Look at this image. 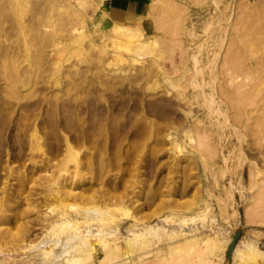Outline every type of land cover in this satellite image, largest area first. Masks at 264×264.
<instances>
[{
    "label": "rangeland",
    "instance_id": "374dc122",
    "mask_svg": "<svg viewBox=\"0 0 264 264\" xmlns=\"http://www.w3.org/2000/svg\"><path fill=\"white\" fill-rule=\"evenodd\" d=\"M148 2L127 42L105 0H0V261L54 264L49 245L37 249L49 232H95L105 216L119 236L75 264H126L127 252L132 264L147 253V264H231L239 230L241 250L264 252L248 212L264 201V131L249 132L221 93L264 113V0ZM210 93L227 115L208 108ZM98 209L97 226L86 211ZM62 215L75 230L48 232ZM141 222L160 238L128 243ZM21 226L32 250L5 235Z\"/></svg>",
    "mask_w": 264,
    "mask_h": 264
},
{
    "label": "bare ground",
    "instance_id": "6f19581e",
    "mask_svg": "<svg viewBox=\"0 0 264 264\" xmlns=\"http://www.w3.org/2000/svg\"><path fill=\"white\" fill-rule=\"evenodd\" d=\"M108 4V8H110V6H113V15L116 17V20H114V23L116 24L115 25V28L113 29L112 33H113V36L117 39H122V40H125L127 42H131L132 39L136 36L137 32L135 31L134 29V25L135 24H132V22H136L138 20V17L140 12L143 11V9L145 8V6L149 5V0H105ZM155 5V4H154ZM154 5H151L152 7V10H158L159 9V5L157 6H154ZM167 6V5H166ZM165 6V7H166ZM170 6V4H169ZM166 9H169V7H167ZM163 10V9H162ZM178 12V11H176ZM111 16H112V11H111ZM109 14V15H110ZM177 14V13H176ZM128 18V20H126V18ZM161 18V17H160ZM115 19V18H113ZM125 19V20H124ZM177 20V19H176ZM179 20V18H178ZM180 21H178L177 23L179 24ZM137 23V22H136ZM142 32V31H141ZM143 33V32H142ZM123 41V43H127ZM236 43V42H235ZM128 44V43H127ZM127 44H125L124 46H126ZM232 44V43H231ZM233 45H235L233 43ZM233 45L231 47V51L230 50H227L228 51V54L231 53V55H233L232 53L234 52V55L235 54H238L237 49L238 47H236V51L234 50L233 48ZM120 47V46H119ZM123 47V44L120 48ZM200 47H201V44H200ZM123 48H127L126 47H123ZM119 49V48H118ZM227 54V55H228ZM226 56V55H225ZM196 56H194L193 58H195ZM231 58V57H230ZM229 58V59H230ZM233 58V57H232ZM239 58V57H238ZM226 60V59H224ZM235 61V58L233 59ZM261 60V59H260ZM259 60V61H260ZM195 61H196V58H195ZM229 60H227V63H228ZM233 62V61H232ZM226 63V62H225ZM226 63V64H227ZM230 63H231V59H230ZM229 63V64H230ZM234 63V62H233ZM260 63V62H259ZM228 66V64H227ZM233 66V64H232ZM229 68H232L231 65H229ZM228 68V69H229ZM230 70V69H229ZM238 85V84H237ZM242 86L241 85H238L236 87V89L234 91L237 90V92L240 93V91L242 90ZM243 91V90H242ZM214 93V92H213ZM221 93L225 96V99H227V102L224 101V99L222 100L223 102H225L227 105H229V103L231 104L230 108L231 109H235V114L233 117H238L239 121L242 120L241 123L244 124V126L246 127V129L251 132V133H255L258 129L259 130H263L264 131V113L262 112V114H257L256 116L254 117H251V111H244L243 109L239 108L240 106V103H244V98L243 96H239V97H233L230 93H227V91L224 89L221 91ZM235 93V92H234ZM251 93L252 91L250 90L248 95L245 97V99H250V96H251ZM238 94V93H237ZM222 95V96H223ZM235 96V95H234ZM238 96V95H237ZM207 99H206V105L208 106V108L210 110H213L214 112H218L219 114L221 113H224V115H227L225 112L222 111V106L220 105L219 103V100L216 99L215 97V94H211L209 96H206ZM239 98V99H238ZM209 110V111H210ZM211 111V112H213ZM210 112V114H211ZM213 112V113H214ZM215 112V113H216ZM246 117V119L244 120V117ZM229 117V116H228ZM254 128H257L254 130ZM260 133V132H259ZM204 144V143H203ZM211 148V147H209ZM208 149V148H207ZM209 150V149H208ZM207 150V151H208ZM210 151H213V150H210ZM208 151V152H210ZM254 172H251V177L254 176L253 175ZM258 182L253 179H251V186H256ZM259 184V183H258ZM257 187H259L258 191L256 192L257 193V197H259V200H262L260 199V197H264V190L261 189L260 186L257 185ZM106 210V209H105ZM104 210V211H105ZM100 213L101 209H98V210H95L94 212L92 210L90 211H86V215L87 217L90 216L89 219H91V222L94 221L92 220L94 218V213L96 215V212ZM247 211L246 210V214H247ZM102 212V211H101ZM107 212V210H106ZM249 212V216L250 218H254V219H257L259 222L263 223L264 225V201H261V204H258L257 208H253L252 210L248 211ZM103 213V212H102ZM111 213V212H110ZM107 214V215H110ZM114 213V212H113ZM112 213V215H114ZM101 214V213H100ZM105 214V213H104ZM102 215V214H101ZM111 215V216H112ZM98 216V215H97ZM100 216V215H99ZM105 216V215H104ZM110 216V217H111ZM165 216V215H164ZM167 216V215H166ZM86 217V218H87ZM100 217H103L100 216ZM106 217V216H105ZM105 217H103L102 220L99 219V222L100 223H97L99 226H101L102 228L104 227V224H107L109 223L107 220V223L103 222L104 224H102V221L104 220L105 221ZM109 217V216H108ZM161 217V216H160ZM99 218V217H98ZM3 220H8V217L7 216H4V218H2ZM167 217L165 218H162L161 220H166ZM169 220V219H168ZM83 222V221H82ZM90 222V221H89ZM98 222V220H97ZM93 224H96V222H92ZM120 223V222H119ZM89 224V223H88ZM96 224V225H97ZM72 225L74 226V229L72 227ZM97 225V226H98ZM103 225V226H102ZM70 226L71 229L75 230V223L73 221H71L67 216L64 217L62 215L61 218L55 220V221H52L49 225H48V232L50 230H56L55 228H63V229H69L68 227ZM121 226V224H119L115 229H108V230H105L106 228H101L99 227H96L97 228V231H92V229H89L87 231L86 234H81L80 230H77L76 233L74 232L73 234L70 232L69 235H65V234H68L69 230H67V233H64L65 237L62 236L61 234L60 235H54L52 237V233L54 232H49V235L51 236V238L47 239L48 237H46V239L43 241L42 239L40 241H43V243L39 246V248L37 249H40V252H42V254H45L46 255V252L47 254H51L53 259H51V263H57L59 260L63 263L65 262L66 264H75L77 263L78 261H80L81 259H84L85 256H86V253L87 252H90V251H93L95 248L99 247V246H106L107 243L109 242L108 239L109 238H115L117 237V235L119 236V234H117L118 232V229L119 227ZM22 227V226H21ZM19 228V227H18ZM18 231H16V233L10 235V231H7L8 233H6L5 235L8 237H11L10 238V241H11V244L13 245V248L15 250H26L28 248H30L31 246H34L32 244H29V245H22V244H19L18 242V237L17 236H24V232H22L23 230V227L20 229H18ZM59 228V229H60ZM79 228V227H78ZM101 228V229H100ZM70 229V230H71ZM133 229V228H132ZM120 230V229H119ZM163 230L162 227H160L157 223L154 224V225H146L145 223L141 222V223H138L136 225V228L134 230H130L129 232H132V235L134 236L133 238H127V242L130 243L132 240L134 239H137V238H143L144 235L147 236V234H152L154 235V233H157L158 234V231H161ZM24 231V230H23ZM62 230L60 231H57V234L58 232H61ZM47 232V233H48ZM63 232H66V231H63ZM62 232V233H63ZM164 232V231H163ZM168 232V231H167ZM51 233V234H50ZM156 234V235H157ZM3 235V234H2ZM47 235V234H46ZM48 235V236H49ZM160 234L157 235V237L159 236ZM4 236V235H3ZM1 236L2 239H4V237ZM6 236H5V239L6 240ZM145 237V236H144ZM160 238V237H158ZM8 239V238H7ZM44 239V238H43ZM117 239V238H116ZM17 240V241H16ZM20 240H21V237H20ZM93 240V241H92ZM141 240V239H140ZM2 241V240H0ZM9 241V239H8ZM5 242L3 241L2 243V246L4 245L5 246V243H7L9 245L10 242ZM14 241H16L15 243H13ZM193 241V240H192ZM18 242V243H17ZM21 242V241H20ZM126 242V241H125ZM232 242V241H231ZM230 242V244H231ZM41 243V242H39ZM7 244H6V247H7ZM10 244V245H11ZM37 244V243H36ZM35 244V245H36ZM230 244H229V247H230ZM9 245V246H10ZM49 245V249L46 250V252L44 253L43 251H41L42 249H46ZM35 247V246H34ZM31 250H32V247H31ZM35 250V249H34ZM33 250V251H34ZM36 251V250H35ZM38 252V251H37ZM131 252V251H130ZM228 252H229V249H228ZM0 253H5V251L3 250V248L1 247V244H0ZM8 254V253H7ZM40 254V253H38ZM41 255V254H40ZM43 255V257L45 256ZM128 255V256H126ZM126 264H132L131 262V259H130V256H129V252L126 253ZM5 258L2 259L0 261V263H4V264H7V259L6 258V255L4 254ZM240 257L244 260L246 259H252L254 262L256 263H259V264H264V252L262 250H260L258 247H256L255 245L253 244H248L244 250H241V248H239L237 246V243L231 253V257L230 258V262L231 264H235V261L236 259ZM48 258V256H47ZM45 259V260H48V259ZM151 258V254L147 253V254H143L139 257V261L141 262V264H147L149 259ZM125 259V258H124ZM43 262H44V259H42ZM13 261V260H12ZM138 261V260H137ZM14 264H17L16 262H13ZM44 264V263H43Z\"/></svg>",
    "mask_w": 264,
    "mask_h": 264
},
{
    "label": "water",
    "instance_id": "95a60500",
    "mask_svg": "<svg viewBox=\"0 0 264 264\" xmlns=\"http://www.w3.org/2000/svg\"><path fill=\"white\" fill-rule=\"evenodd\" d=\"M241 232H242L241 230L237 231V233L233 237V240H232L230 247H229V252H228L229 257H231V253H232L237 241L239 240Z\"/></svg>",
    "mask_w": 264,
    "mask_h": 264
}]
</instances>
